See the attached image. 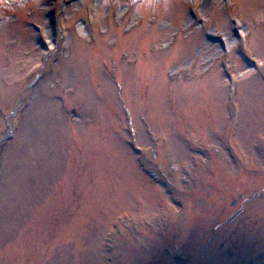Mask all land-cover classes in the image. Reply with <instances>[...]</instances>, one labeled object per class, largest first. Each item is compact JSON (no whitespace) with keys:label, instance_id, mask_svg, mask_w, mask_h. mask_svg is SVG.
<instances>
[{"label":"rangeland","instance_id":"374dc122","mask_svg":"<svg viewBox=\"0 0 264 264\" xmlns=\"http://www.w3.org/2000/svg\"><path fill=\"white\" fill-rule=\"evenodd\" d=\"M27 5L0 28V264H118L264 133V0Z\"/></svg>","mask_w":264,"mask_h":264},{"label":"flooded vegetation","instance_id":"af4514ba","mask_svg":"<svg viewBox=\"0 0 264 264\" xmlns=\"http://www.w3.org/2000/svg\"><path fill=\"white\" fill-rule=\"evenodd\" d=\"M221 148L207 184H178L187 197L175 216L141 231L134 222L118 264H264V133L252 147Z\"/></svg>","mask_w":264,"mask_h":264},{"label":"clouds","instance_id":"9594fccd","mask_svg":"<svg viewBox=\"0 0 264 264\" xmlns=\"http://www.w3.org/2000/svg\"><path fill=\"white\" fill-rule=\"evenodd\" d=\"M27 6V0H0V28L10 27L14 18L10 13H18Z\"/></svg>","mask_w":264,"mask_h":264}]
</instances>
